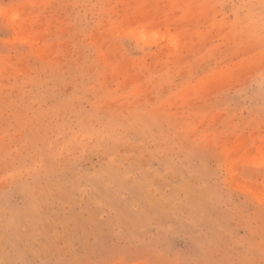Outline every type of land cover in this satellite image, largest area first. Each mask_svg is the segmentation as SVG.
I'll return each instance as SVG.
<instances>
[{
    "label": "rangeland",
    "instance_id": "1",
    "mask_svg": "<svg viewBox=\"0 0 264 264\" xmlns=\"http://www.w3.org/2000/svg\"><path fill=\"white\" fill-rule=\"evenodd\" d=\"M0 264H264V0H0Z\"/></svg>",
    "mask_w": 264,
    "mask_h": 264
}]
</instances>
